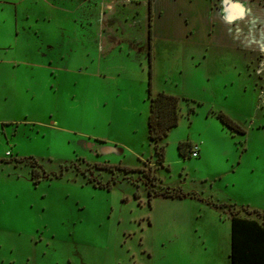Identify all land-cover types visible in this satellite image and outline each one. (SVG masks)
I'll list each match as a JSON object with an SVG mask.
<instances>
[{
	"label": "rangeland",
	"instance_id": "obj_1",
	"mask_svg": "<svg viewBox=\"0 0 264 264\" xmlns=\"http://www.w3.org/2000/svg\"><path fill=\"white\" fill-rule=\"evenodd\" d=\"M0 1V264H227L225 213L264 221V0L192 27L152 3L153 93L181 99L164 160L148 0Z\"/></svg>",
	"mask_w": 264,
	"mask_h": 264
},
{
	"label": "trees",
	"instance_id": "obj_2",
	"mask_svg": "<svg viewBox=\"0 0 264 264\" xmlns=\"http://www.w3.org/2000/svg\"><path fill=\"white\" fill-rule=\"evenodd\" d=\"M149 18H148V99L150 104V113L148 115V131L149 140L155 143V154L157 160H164L165 154L162 152L158 143L161 139L166 137L169 131L179 124V102L180 97L168 94L164 91L154 95L153 93V69H152V0H148ZM183 99V98H182ZM188 102L189 99H183ZM190 112H194L191 107ZM217 117L221 123L233 131L245 133L244 129L236 124L230 117L223 112H217ZM188 142H180L178 150L180 156L185 158L182 147ZM163 148L166 145L162 146ZM187 156L192 157L190 147ZM128 172L135 169L126 168ZM35 183H39L40 179L35 177ZM151 193V191H150ZM162 195L166 198L174 199V194L169 191L154 195L150 194L149 202L152 196ZM183 195H177L178 199L183 198ZM259 215V211L254 210ZM231 259L233 264H264V225L257 220L242 219L236 216L232 219V245H231Z\"/></svg>",
	"mask_w": 264,
	"mask_h": 264
},
{
	"label": "crops",
	"instance_id": "obj_3",
	"mask_svg": "<svg viewBox=\"0 0 264 264\" xmlns=\"http://www.w3.org/2000/svg\"><path fill=\"white\" fill-rule=\"evenodd\" d=\"M131 2L135 3L136 5H139V3H140L137 1H135V2L131 1ZM152 3H153L154 16H157V15H160L161 13H163L162 11L157 12L159 10V7L157 6V0H153ZM161 3H162V1H161ZM169 3H172L173 8H176V9H172V12L173 11L176 12L177 18L183 20L186 24H189L190 26H191V22H190L191 20H195L197 18L198 19H209L211 17V12H212V1L211 0H167L168 5H169ZM2 4H3V1H0V9L1 10H3V8L1 7ZM103 4H104L105 8L107 6H108V8H112V6L114 4L117 5V3L105 2V0H103ZM123 7H127V3H123ZM160 9H162V8H160ZM130 11H131L130 18H134L135 13H136V11H139V8H138V6L134 5ZM147 13L149 16L148 1H147ZM154 16H153V18H154ZM154 33H155V30L153 27V36H154ZM152 42H153V38H152ZM104 47H105V50L111 49V47H108L106 45ZM147 48H148V43H147ZM105 50H103L102 52H104ZM147 56H148V50H147ZM92 62H93V60H92ZM147 65H148V62H147ZM152 69H153V50H152ZM147 72H148V67H147ZM153 91H154V89H153ZM163 91L165 92V90H163ZM158 93H160V92H157V94ZM149 113H150V104H149ZM198 146H199V144H198ZM199 148L200 149H198V151H199L198 154L201 151L200 146H199ZM198 157H200V154L196 158H198ZM219 210H221V209H219ZM221 213H225V212L222 211ZM234 216H236L238 218H242V219L257 220L258 222L263 223V225H264V221H261L257 218L243 217V216H239L236 214L225 213V219H221L223 221L219 220L220 221L219 224H221V226H224V229H225V235L222 237V239H230L229 251H228V255H227V264H233L230 254H231V245H232V219ZM218 219H220L219 213H218Z\"/></svg>",
	"mask_w": 264,
	"mask_h": 264
},
{
	"label": "built area",
	"instance_id": "obj_4",
	"mask_svg": "<svg viewBox=\"0 0 264 264\" xmlns=\"http://www.w3.org/2000/svg\"><path fill=\"white\" fill-rule=\"evenodd\" d=\"M197 155H198V151H197V148H195V149L192 150L191 156L192 157H197Z\"/></svg>",
	"mask_w": 264,
	"mask_h": 264
}]
</instances>
